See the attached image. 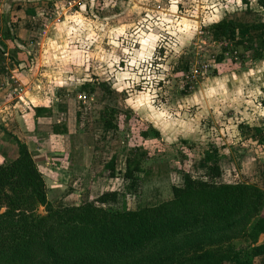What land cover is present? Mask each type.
I'll list each match as a JSON object with an SVG mask.
<instances>
[{"label": "trees", "instance_id": "1", "mask_svg": "<svg viewBox=\"0 0 264 264\" xmlns=\"http://www.w3.org/2000/svg\"><path fill=\"white\" fill-rule=\"evenodd\" d=\"M258 2L262 10L249 9V23L241 25L231 14L207 31L235 45L245 38L258 57L264 49V0ZM120 112L105 106L106 130L118 129ZM17 144V155L0 164V264H255L264 258V188L224 180V155L215 146L204 152L199 178L187 170L169 198L131 208L123 202L129 192L112 189L110 181L144 182L141 173L150 169L140 153L127 154L124 170L117 169L115 156L95 170L88 184L96 192L92 199L57 207L27 144Z\"/></svg>", "mask_w": 264, "mask_h": 264}, {"label": "crops", "instance_id": "2", "mask_svg": "<svg viewBox=\"0 0 264 264\" xmlns=\"http://www.w3.org/2000/svg\"><path fill=\"white\" fill-rule=\"evenodd\" d=\"M235 1L240 7L233 8ZM249 1L213 3L204 15L191 17L173 14L175 0H0V164L11 160L10 148L17 155L21 140L43 173L55 206L92 199L91 175L104 166L99 141L108 138L111 130L103 123L94 129L92 114L84 122L81 108L93 99L100 82L79 73L100 68L101 82L118 88L130 79L128 69L156 54L165 34L162 30L169 38L174 33L189 42L202 24L229 14H237L244 25L251 21L249 9L254 10ZM142 2L144 12L138 14L136 7ZM259 64L253 65L251 77L264 78V64ZM77 84L84 91L76 96L69 90L63 92L67 96L60 93L64 91L60 85L70 89ZM107 100L118 102V96ZM255 128L250 126L249 131Z\"/></svg>", "mask_w": 264, "mask_h": 264}, {"label": "rangeland", "instance_id": "3", "mask_svg": "<svg viewBox=\"0 0 264 264\" xmlns=\"http://www.w3.org/2000/svg\"><path fill=\"white\" fill-rule=\"evenodd\" d=\"M175 1L174 15L189 13L192 17L204 15V10L210 8L207 5L226 0ZM257 1H249L254 11L262 10ZM140 4L136 7L138 14L145 8H141L145 3ZM101 5L96 3V6ZM234 7L240 6L236 2ZM248 18L253 20V14L249 13ZM151 20L159 22L158 18ZM212 24H202L189 37V42L186 37L180 38L174 33L169 38L167 30H162L166 35L162 33L156 54L138 67L128 69L130 79L118 88L105 83L107 91L97 83L93 99L86 106L82 105V118L86 122V117L92 114V126L102 125L101 114L105 106L121 110L114 122L118 129L111 130L108 138L102 141V133L99 138L100 146L104 148L101 165L115 156L117 169L124 170L128 153H140L145 157L144 163L150 172L141 173L144 182L142 179L125 182L122 177L110 181L112 189L129 192L123 201L125 207L136 208L144 200L169 198L172 185L181 184L187 170L199 178L204 171L200 166L203 154L212 146L224 155V180L256 183L264 188V78L251 77L252 68L264 64V49L259 50L256 57L245 38L237 39L239 45L231 39H215L207 31ZM164 36H167L166 44L162 43ZM196 60L208 68L189 85L187 80L191 79L186 77V69ZM79 75L94 77L96 82L102 83L100 68L84 70ZM80 86L66 89L60 85L64 91L58 92L69 90L71 96H76L84 91ZM62 95L67 96L66 93ZM107 96H118V102H108ZM246 125L258 127L261 132L249 131ZM154 129L159 131V136L155 135ZM144 132L149 133L148 137L143 135ZM84 134L88 141L90 137ZM10 151L13 153L8 158L13 159L15 149L10 148ZM39 212L45 214V207L40 206ZM261 241H264V235ZM255 264H264V258H256Z\"/></svg>", "mask_w": 264, "mask_h": 264}, {"label": "built area", "instance_id": "4", "mask_svg": "<svg viewBox=\"0 0 264 264\" xmlns=\"http://www.w3.org/2000/svg\"><path fill=\"white\" fill-rule=\"evenodd\" d=\"M223 44V42H221ZM236 52V51H235ZM208 68V65L206 64H200L197 60L196 62L193 64H191V66L186 69V77L188 79H191L190 81L187 80V84L191 85V82H194V80H196L203 72L204 70ZM82 100L86 101L87 100V95L84 94L82 95Z\"/></svg>", "mask_w": 264, "mask_h": 264}]
</instances>
